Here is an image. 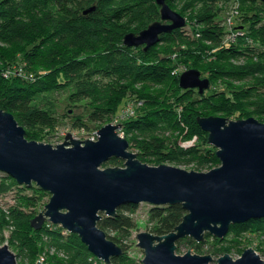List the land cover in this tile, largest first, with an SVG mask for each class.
<instances>
[{
    "label": "trees",
    "instance_id": "obj_1",
    "mask_svg": "<svg viewBox=\"0 0 264 264\" xmlns=\"http://www.w3.org/2000/svg\"><path fill=\"white\" fill-rule=\"evenodd\" d=\"M166 1L171 6L175 0ZM188 1V4L200 6L194 14L196 24L201 25L198 30L194 28L199 38H185L186 28L190 25L187 24L161 35L160 43L144 50V47L125 46L123 39L126 33H139L161 19L156 0H0V63L4 64L0 66V108L11 112L25 127L29 140H39L33 135L34 131L40 133V138H45L58 128L60 117L56 110V94L66 93L72 106L83 103V114L72 116V124L84 129L92 122H111L122 105L134 102L135 99L129 95L133 86L172 83L175 85L174 108L146 110L142 114L135 109V116L122 122V131L130 147L143 160L157 158V164H180L199 159V164L204 166L216 160V150L208 143V136L205 143L200 144V133L208 135L198 124L200 113L206 109L231 112L234 105L242 103H260L257 109L264 112V94L259 92V86L252 85L233 91L226 99L227 107L207 106L213 97H221L224 92L209 96L199 94L197 89L181 88L180 74L176 72L178 62L183 55L197 56L194 61L200 62L201 55L205 54L201 49L207 50V45L211 44L218 49L215 55L219 58L260 55L262 59L234 69L212 68L208 75L212 82L217 79L244 81L249 76L264 74V21L255 12V9H261L264 13V2L231 0L239 4L242 21V6L250 5L254 20L248 28L242 24L243 35L234 42H225L220 4L229 0ZM92 6L96 7L95 10L84 14V10ZM195 42L197 47L190 48ZM163 43L172 46L173 55L160 54ZM173 45L176 46L173 48ZM11 47H14L12 53ZM12 54L14 57L21 54L27 69L41 74H37L35 80L16 76L6 78L3 71L19 63L18 60H10ZM146 101L148 106L153 105L154 100L150 102L146 98ZM180 106L182 110L178 111L176 107ZM67 113L64 116H71ZM195 136L198 139L194 145H181L182 141ZM111 160L124 166L121 159ZM10 190L15 191V203L7 208L6 213L0 208V229L9 225L14 227L9 245L19 256L24 255L31 264H35L36 256L46 246H51L65 252L67 264H107L93 255L77 234L59 225H55V229L43 227L36 230L32 227L31 220L38 212L36 207L49 192L36 184L21 185L5 175L0 178V195ZM138 207L139 204L121 206L111 217L102 213L99 227L124 251L122 256L112 258L109 264H143L142 260L130 256V246L124 242L137 227L132 215ZM186 213L182 203L151 205L149 230L156 235L170 233ZM257 222L264 224V218L232 224L229 232L240 235L252 230V223ZM205 235L212 236L209 233ZM227 235L222 240L215 236L213 239L221 242L227 240Z\"/></svg>",
    "mask_w": 264,
    "mask_h": 264
},
{
    "label": "water",
    "instance_id": "obj_2",
    "mask_svg": "<svg viewBox=\"0 0 264 264\" xmlns=\"http://www.w3.org/2000/svg\"><path fill=\"white\" fill-rule=\"evenodd\" d=\"M264 2V0H260ZM161 19L139 33L128 32L123 43L148 50L161 35L185 27L187 19L166 0H156ZM95 6L84 10L91 13ZM183 89H197L203 95L211 80L192 68L179 76ZM208 143L217 148L221 166L209 171L186 170L169 164L152 166L130 150L127 138L119 134L123 124L107 123L97 131V140L80 141L67 133L56 146L29 140L15 116L0 108V172L19 184H36L50 193L44 210L31 220L41 230L46 221L77 234L89 251L109 264L123 255V248L99 227L102 213L115 216L124 205L182 203L187 211L174 231L156 235L137 234L144 252L143 264H211V255L177 254V242L185 237L201 242L206 233L224 239L232 224L264 218V122L254 117L229 120L221 116H199ZM112 158L124 166L102 168ZM0 264H18L7 245L0 246ZM37 264H42L37 262ZM217 264H264L253 249L234 259L224 254Z\"/></svg>",
    "mask_w": 264,
    "mask_h": 264
},
{
    "label": "rangeland",
    "instance_id": "obj_3",
    "mask_svg": "<svg viewBox=\"0 0 264 264\" xmlns=\"http://www.w3.org/2000/svg\"><path fill=\"white\" fill-rule=\"evenodd\" d=\"M188 0H175L171 3V8L176 10L177 12L181 13L185 18L187 19V24H190L186 28L185 32V38L186 39H198L197 32L194 31L196 28L197 30L201 28V25L196 24V17H194L195 13L199 10L200 6L199 5H193V4H188ZM235 3L232 2L231 0L221 3L220 8L222 9V14L220 17L223 19L225 18V21L230 22L231 24H227L224 26L225 29V39H226V34L227 30L230 26L234 25L231 27V29L238 30L241 28L243 30L242 24H245L246 27L248 28L250 24H252L254 17L252 16V9L250 5H243L242 6V11L244 15V21L241 20L240 17L238 19H235V21L232 19L229 20V18L236 17L241 15L240 14V8L236 5ZM234 12V13H233ZM255 12H258L260 16H262V20L264 21V13L262 12L261 9H255ZM234 14V15H231ZM223 20H222V25H223ZM264 23V22H263ZM257 27L261 26V24H256ZM255 25V27H256ZM226 42V40H225ZM196 42L190 46V48H195ZM203 45V44H202ZM176 45H173V48ZM172 47V46H171ZM170 45L163 43L160 45V54L161 55H170L174 54V49H172ZM208 49L203 50L204 55H201L203 58L201 59L200 62L196 63V60L194 61V58L197 56H189V55H183L180 56V60L178 62L179 68L176 70L177 73L182 74L184 71L195 68L201 71L202 77H208L210 71L212 68L219 67L222 69H234V68H239L245 65H249L252 63H257L260 62L262 59L260 55L256 56H241L240 58H219V55H215L216 52H218V49L214 47V45H207ZM14 47H11V53L13 52ZM208 51V52H206ZM213 53V54H212ZM13 56V54L11 55ZM12 61H17L19 63H26L23 60V57L21 54H16V56L11 57ZM4 64L0 63V66ZM175 72V71H174ZM37 74H41L40 72H37ZM252 85H257L259 86V92H263L264 94V74H259V75H254V76H249L248 79H245L244 81H239V80H231V79H217L216 81L212 82L211 81V87L210 89L206 90L205 93L209 96H218L217 94L220 92H224V95L221 97H216L212 100L209 101L210 107H227V98L232 94L233 91L235 90H244L249 88ZM261 88V89H260ZM175 89V85L172 83H168L164 86H158V85H153V84H145V85H136L133 86L132 89L129 91V95L133 100L135 99L134 102H128L124 106L122 105L119 108V112L113 116L111 122H115V119L117 116L121 115L123 110L126 108L127 105L133 104V108L138 110V114L144 113L146 110L153 112L154 110H158L160 108H174L172 102L174 101L173 98V92ZM138 96V97H137ZM148 96V97H145ZM56 97V110L59 114L60 117V122L58 125L57 130L53 134H49L45 138H40V133L34 131L33 135L38 138L40 142L44 143H49L54 146L61 144L65 142V138L67 133H71L74 139L80 140V141H85L88 139H93L97 140V131L101 127H103L106 124H103L102 122H92L89 123V126L82 129L78 127H74L72 124V116H77L81 115L84 112L85 106L83 103L79 104V106H72L68 103L67 100V94L66 93H60L54 95ZM129 97V98H130ZM264 97V96H263ZM146 98L152 100V104L149 106L146 104ZM264 99V98H263ZM262 102V101H261ZM260 104V103H259ZM258 103H253L246 105L245 103L234 105L231 112L228 110L226 111H217L215 112L214 109H206L204 113H200L199 116H210V115H215V116H221L228 118L229 120H238V119H247L249 117H254L258 119L261 122H264V112L260 111L257 109ZM178 108V111L182 110V106L176 107ZM202 109V108H200ZM69 111V112H68ZM68 112V113H67ZM136 112V111H135ZM67 113L68 115L71 116H64V114ZM178 113V112H177ZM182 113V112H181ZM179 114V113H178ZM121 119V118H118ZM124 121V120H123ZM123 121L119 120V123H122ZM109 123V122H108ZM114 124V123H113ZM118 124V123H117ZM134 136V135H132ZM207 134L200 133L199 138H200V144L205 143V138L207 137ZM125 137V134H124ZM198 137L195 136L193 139L188 140L192 141L194 145L197 142ZM181 141V140H180ZM185 141H182L181 145H183ZM187 142V141H186ZM191 145V146H192ZM212 146V145H211ZM216 151L217 148L213 147ZM130 150L137 153L134 149L130 147ZM142 162L147 163L152 166H158L160 164H157V158H146V160H143L141 157H138ZM145 159V158H144ZM124 162V161H123ZM165 164L177 166L186 170H196V171H209L215 167L221 166L220 160L217 158L216 160H213L209 163H207L204 166H201L199 164V159L197 160H192L190 162H185V163H174V162H164ZM163 164V163H162ZM122 167V164H114L112 160H109L105 164H103L102 168L106 167ZM6 174L3 172H0V178L4 177ZM15 195L14 190L7 191L6 193H3L0 195V208L7 212V208L14 204L15 201L13 199V196ZM50 193L49 195H46L43 197V199L38 203L37 205V210L38 212L36 213V216L39 214L40 211L44 210L45 205L49 202L50 200ZM151 208L150 204L147 203H140L138 209L136 212L132 215L134 219L136 220L137 227L132 230V233L130 237H128L126 240H124L125 243H127L130 246L129 249V254L133 258H137V260H143L144 258V252L143 250L138 247L137 242V234L139 232L143 231H150V223H149V210ZM8 220V219H7ZM44 227L47 229H55L56 226L48 221L45 222ZM251 229L249 231L243 232L240 235H234L232 233H228L227 235V240L223 241H216L214 240L213 236H208L205 235L204 239L201 242H198L193 239V241L189 240L188 237L182 238L177 242V254H185L190 250L191 253L199 254V255H211L212 261L211 264H217L218 258L223 256L224 254H229L231 255L234 259L239 258L242 253L248 249V248H253L259 255L260 257L264 260V224L261 222L257 223H252ZM14 227L12 225L6 226L3 230L0 229V246L7 245L9 249L15 253L17 263L18 264H31L29 258H26L24 255H18L17 251H15L12 247L9 245V237L11 236V233L13 232ZM66 233V232H64ZM68 257L65 254V252L57 250L54 247L51 246H46L42 252H40L36 256L35 264L37 262H41L42 264H67ZM97 263V261H96Z\"/></svg>",
    "mask_w": 264,
    "mask_h": 264
},
{
    "label": "built area",
    "instance_id": "obj_4",
    "mask_svg": "<svg viewBox=\"0 0 264 264\" xmlns=\"http://www.w3.org/2000/svg\"><path fill=\"white\" fill-rule=\"evenodd\" d=\"M234 3H235L234 5L239 7V4L237 2H234ZM231 15H234V14H231ZM238 17H240L239 14L236 17L234 16L232 18H229V20L232 19V22H233V20L235 21V19H238ZM223 22H224L223 26L226 25V27H227V24L228 25L231 24L230 22L225 21L224 17H223ZM233 25H234V22H233ZM232 26H230L227 30L226 39H225L226 42H234L238 38V36L243 35V31L241 30V28L238 30H234V29H231ZM3 75L6 78L16 76V77H21L27 80H35L37 78V74L35 72L28 70L24 63H15L13 65L8 66L3 71ZM133 107L134 106L132 103L131 105H127L126 108L123 110L122 114L117 116V118L115 119V122L113 121L112 123L117 124L119 123V120L123 121V120L129 119L135 116V109ZM118 118H121V119H118ZM119 134L124 137V132L122 131V129L119 130ZM192 144H193L192 141H187V142L185 141L183 143L185 147H189Z\"/></svg>",
    "mask_w": 264,
    "mask_h": 264
}]
</instances>
